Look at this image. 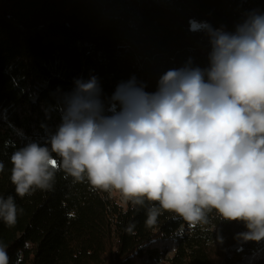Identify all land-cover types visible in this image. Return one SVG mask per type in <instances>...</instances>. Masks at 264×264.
Wrapping results in <instances>:
<instances>
[{
	"label": "trees",
	"instance_id": "trees-1",
	"mask_svg": "<svg viewBox=\"0 0 264 264\" xmlns=\"http://www.w3.org/2000/svg\"><path fill=\"white\" fill-rule=\"evenodd\" d=\"M254 11L264 0H0V196L23 209L14 226L0 221L9 264H264V239H243L245 222L215 209L192 226L156 201L122 204L63 170L50 190L23 198L10 179L12 153L55 133L74 79L95 75L106 108L133 75L155 91L169 69L208 66V36L190 20L234 31ZM152 207L160 214L147 227Z\"/></svg>",
	"mask_w": 264,
	"mask_h": 264
},
{
	"label": "clouds",
	"instance_id": "clouds-1",
	"mask_svg": "<svg viewBox=\"0 0 264 264\" xmlns=\"http://www.w3.org/2000/svg\"><path fill=\"white\" fill-rule=\"evenodd\" d=\"M190 30L207 34L208 66L169 69L155 91L133 75L116 85L106 108L95 75L74 79L55 133L12 153L16 195L50 190L63 170L133 204L156 201L192 226L215 209L245 222L243 239H264V12L250 13L234 31L195 20ZM159 209H148L147 227ZM22 211L12 195L0 196L7 226ZM0 264H9L2 243Z\"/></svg>",
	"mask_w": 264,
	"mask_h": 264
},
{
	"label": "rangeland",
	"instance_id": "rangeland-1",
	"mask_svg": "<svg viewBox=\"0 0 264 264\" xmlns=\"http://www.w3.org/2000/svg\"><path fill=\"white\" fill-rule=\"evenodd\" d=\"M108 194L109 196H113L115 198H117V201H119L120 203L124 204L126 202V198L122 195V193H120L118 190L116 189H110L108 190Z\"/></svg>",
	"mask_w": 264,
	"mask_h": 264
}]
</instances>
